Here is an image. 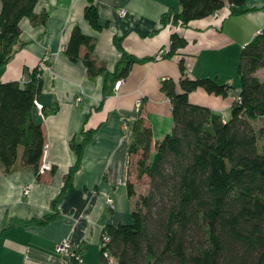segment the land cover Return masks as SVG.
I'll list each match as a JSON object with an SVG mask.
<instances>
[{"label": "crops", "instance_id": "obj_1", "mask_svg": "<svg viewBox=\"0 0 264 264\" xmlns=\"http://www.w3.org/2000/svg\"><path fill=\"white\" fill-rule=\"evenodd\" d=\"M95 4L103 25L100 31L84 18L87 0H37L33 17L20 21L15 55L0 70V83L24 82L44 55L50 57L49 69L40 72V108L35 107L33 116L42 125L44 159L52 165L43 176L22 166L20 157L10 174L0 167V264H59L56 246L64 238L78 253V264H101L103 229L131 222L135 198L128 196L127 182L134 185L131 163L137 155L131 161L128 148L134 122L140 116L146 120L153 143L173 127L169 100L161 90L163 79L179 80L178 61L183 57L188 77L232 84L233 92L226 98L202 89L188 95L190 102L204 103L228 117L240 91L239 82L235 84V53L264 29V0H246L247 11L239 16L229 17L224 7L217 19L209 16L184 28L161 29V15L169 8L179 11L177 0H95ZM120 10L125 16L119 15ZM74 26L95 39L94 57L105 66L103 74L88 77L80 61L64 55ZM173 31L185 39V46L170 58L154 59L159 49L167 48ZM123 54L139 61L131 64L126 77H119L125 66ZM225 62L230 67L223 73L220 64ZM256 74L263 78L264 68ZM118 80L121 84L115 90ZM82 129L93 130V136L71 187L62 192L64 178L76 161L71 143L82 140ZM26 184L31 191L24 197ZM106 198L112 200L111 206ZM55 213L57 217L46 224L29 223Z\"/></svg>", "mask_w": 264, "mask_h": 264}, {"label": "trees", "instance_id": "obj_2", "mask_svg": "<svg viewBox=\"0 0 264 264\" xmlns=\"http://www.w3.org/2000/svg\"><path fill=\"white\" fill-rule=\"evenodd\" d=\"M245 1L177 0L179 11L164 12L160 29L187 27L224 7L229 17L239 16L247 11ZM36 2L0 0V70L15 55L20 21L33 17ZM84 18L94 30L102 29L95 0H87ZM114 44L121 49L120 39L115 38ZM185 44L173 31L164 57L174 56ZM94 47L95 39L74 26L63 53L72 62L80 61L88 77H95L106 68L95 59ZM123 60L119 77H126L131 64L139 61L124 54ZM178 68L179 80L164 79L161 85L171 108V132L153 143L146 120L140 116L134 122L128 153L130 158L137 155L134 162L131 158L135 178L145 177L148 184L137 194L127 182L128 196L135 198L131 222L103 229L102 236L109 241L101 247V264H107L104 251L112 264H264V77L256 74L264 68V29L240 50V91L228 117L190 102L188 95L202 89L226 98L233 92L231 84L189 78L183 57ZM41 90L38 67L24 82L0 83V167L6 175L13 172L18 157L22 166L38 171L45 138L33 110ZM93 132L82 129V140L71 143L76 161L64 178L62 192L71 187ZM56 217L57 213L29 223L43 225ZM74 254L70 262L78 264L79 255Z\"/></svg>", "mask_w": 264, "mask_h": 264}, {"label": "built area", "instance_id": "obj_3", "mask_svg": "<svg viewBox=\"0 0 264 264\" xmlns=\"http://www.w3.org/2000/svg\"><path fill=\"white\" fill-rule=\"evenodd\" d=\"M228 8V7H227ZM126 12L124 10H120L119 11V15L120 16H125ZM212 17L214 19H217L219 17V12H215ZM167 51L162 48V49H159L155 55H154V59H160V58H163L165 55H166ZM50 62V57L48 55H44L40 61H39V64H38V69L39 71H43V70H47L49 69V63ZM165 79V78H164ZM163 79V80H164ZM120 84H121V81L118 80L115 82L114 84V89L115 90H118L119 87H120ZM77 102L81 101V97H78L76 99ZM37 107L40 108V105L37 104ZM141 107V100H137L135 102V109L136 111L138 112L139 109ZM51 164L48 163L45 159H44V155H43V158L40 162V165L38 167V171L36 172V175H45L46 173H48L49 171H51ZM30 191H31V185L30 184H26L23 186V189H22V195L24 197H27L29 196L30 194ZM106 204L108 206H111L112 205V200L110 198H106ZM109 241V237L106 236V235H103L101 237V247H103L105 245V243H107ZM56 252H57V255L59 256V264H68L72 257L75 255L74 254V250L72 249V247L70 246V244L68 243V240L67 239H62L60 240V242L57 244L56 246ZM105 258H106V261H107V264H112V259L109 258V255L107 253V251H104L103 252Z\"/></svg>", "mask_w": 264, "mask_h": 264}, {"label": "rangeland", "instance_id": "obj_4", "mask_svg": "<svg viewBox=\"0 0 264 264\" xmlns=\"http://www.w3.org/2000/svg\"><path fill=\"white\" fill-rule=\"evenodd\" d=\"M239 54H240V50L237 51V53H235V59H236V65H235V71H236V78H235V84H237L236 82H239V77H238V74H237V63H238V58H239ZM233 63H234V57H233ZM220 70L225 73L227 70H228V67H230V64L225 62V63H222L220 64ZM262 72V71H261ZM260 72V73H261ZM190 78V77H189ZM219 84H224L223 82L221 81H218ZM233 83V85H235ZM232 85V84H231ZM194 104H197V103H194ZM200 105L204 104V103H199ZM202 106H206V105H202ZM256 124V122H254ZM261 125L264 126V120L261 121ZM49 163V162H48ZM52 166V165H51ZM134 176H135V173H134ZM134 181V185H135V190H136V193L137 194H140L142 191H145V189L147 188V184H148V180L144 177V178H141L140 180L139 179H136L134 177L133 179ZM136 194V195H137ZM135 201V199H134Z\"/></svg>", "mask_w": 264, "mask_h": 264}]
</instances>
